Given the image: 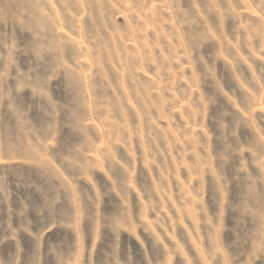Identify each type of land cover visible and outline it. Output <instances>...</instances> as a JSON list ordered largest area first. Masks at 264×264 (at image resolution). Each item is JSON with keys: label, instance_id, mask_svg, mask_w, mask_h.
I'll return each instance as SVG.
<instances>
[{"label": "rangeland", "instance_id": "1", "mask_svg": "<svg viewBox=\"0 0 264 264\" xmlns=\"http://www.w3.org/2000/svg\"><path fill=\"white\" fill-rule=\"evenodd\" d=\"M0 264H264V0H0Z\"/></svg>", "mask_w": 264, "mask_h": 264}]
</instances>
